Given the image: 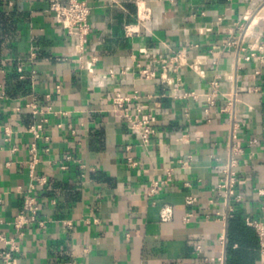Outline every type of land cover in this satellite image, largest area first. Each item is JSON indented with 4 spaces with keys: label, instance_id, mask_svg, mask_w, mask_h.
I'll list each match as a JSON object with an SVG mask.
<instances>
[{
    "label": "crops",
    "instance_id": "1",
    "mask_svg": "<svg viewBox=\"0 0 264 264\" xmlns=\"http://www.w3.org/2000/svg\"><path fill=\"white\" fill-rule=\"evenodd\" d=\"M88 1L92 74L50 0L0 2V236L17 238L27 193L40 203L17 263L261 264L247 219L264 206V0ZM182 50L188 64L162 82L161 60ZM148 65L157 78L140 77ZM135 90L156 115L149 146L113 111L114 92ZM33 100L44 110L37 118ZM232 158L229 196L219 184Z\"/></svg>",
    "mask_w": 264,
    "mask_h": 264
},
{
    "label": "built area",
    "instance_id": "2",
    "mask_svg": "<svg viewBox=\"0 0 264 264\" xmlns=\"http://www.w3.org/2000/svg\"><path fill=\"white\" fill-rule=\"evenodd\" d=\"M8 6H14V0H0ZM137 4L140 5L142 0H136ZM175 2V0H161ZM91 5L88 0H68V2L63 3L60 0H50V10L54 13L56 21L66 32L74 38V47L76 54L80 60L81 67L87 69L89 73L95 72V67L92 62L93 58L86 59L85 55L87 52V46L89 43V36L91 34V23L89 20L91 14ZM141 19H143L141 17ZM129 27H126V32H129ZM36 52L32 51L31 56H35ZM254 55V53L252 54ZM250 56L247 57L249 59ZM188 64L187 55L185 51H178L174 54L163 58L161 60V74L160 77L162 82L173 83L169 80L168 73L170 71L179 72L185 65ZM18 70L23 71V67L19 66ZM140 77L144 79H155L158 77L157 71L153 69L150 65L140 69ZM182 78L177 77V82H175V88L182 83ZM219 82L214 81L212 83V90L207 93V101L210 104L215 103V98L218 94ZM147 98H153V95H147ZM142 95L138 91H133L125 93L122 91H116L112 94L111 100L113 103V111L118 116L125 119L129 129L137 135L140 143L144 146H149L152 143V139L157 134V128L155 126L156 115L155 112L147 104L141 101ZM231 100L229 104H231ZM32 109L34 116L40 115L44 112L43 108L40 107L36 100L29 102L28 104ZM46 119L40 118L35 119L34 123L31 125L30 130L35 134V136H40L43 130L44 122ZM241 148L238 145L231 146V152L233 154L240 151ZM129 165H136L137 162L129 158ZM224 173V178L219 184L227 195H233L234 187L237 182V171H236V161L234 158L222 168ZM171 180V173H168L165 179H155L148 186L146 194L150 197L158 194L164 185H167ZM44 181V180H42ZM237 200H240V196H236ZM195 198L189 196L187 198L188 203H193ZM39 211L40 203L38 198L32 193H27L24 197V205L21 210L16 215L14 224L18 230V236L7 237L5 235L0 236L1 242L4 246L0 248V264H18L16 253L20 250V244L18 239L24 234L23 228L35 221H39ZM173 215V209L170 205H165L161 209L160 217L162 221L171 220ZM189 216L186 217L188 220ZM42 223V222H40ZM247 223L255 228L260 244L261 252V264H264V206H262V218L261 219H247ZM67 264H73L68 262Z\"/></svg>",
    "mask_w": 264,
    "mask_h": 264
},
{
    "label": "trees",
    "instance_id": "3",
    "mask_svg": "<svg viewBox=\"0 0 264 264\" xmlns=\"http://www.w3.org/2000/svg\"><path fill=\"white\" fill-rule=\"evenodd\" d=\"M1 2V1H0ZM3 3V2H2Z\"/></svg>",
    "mask_w": 264,
    "mask_h": 264
}]
</instances>
